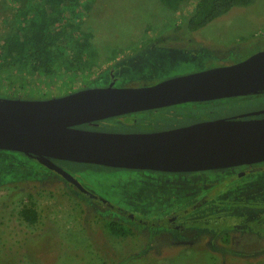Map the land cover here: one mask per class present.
Segmentation results:
<instances>
[{
    "label": "rangeland",
    "instance_id": "rangeland-1",
    "mask_svg": "<svg viewBox=\"0 0 264 264\" xmlns=\"http://www.w3.org/2000/svg\"><path fill=\"white\" fill-rule=\"evenodd\" d=\"M198 1L189 0L179 10L171 11L160 0H93L91 9L76 14L74 22L92 31L99 45L143 44L157 38L177 39L175 43L186 38L181 33L184 29L190 32L188 20ZM26 3L0 0V42L15 30L17 14ZM181 24H186L185 28L177 30ZM201 33L204 40L220 48L238 45L243 52L231 48L223 56L224 51L214 53L205 45L207 42H201L195 52L174 48L169 56L145 49L143 57H131L126 76L138 83L162 80L202 71L211 62L218 63L220 55L233 62L248 58L258 48L264 49V0L233 9ZM253 41L261 45L249 49L246 45ZM104 61V57L98 59L100 65ZM12 74L15 84L2 82ZM60 74L53 84L50 78L27 72L0 73V97L43 100L63 96L76 85L74 78L67 79L70 73ZM260 108H264V96L233 98L185 107L188 114L158 112L143 124L159 127L189 122L202 114L232 117ZM64 166L92 192L119 207L128 206L143 219L179 214L178 224L184 226L185 239L180 237L183 233L172 232L179 240L175 243L169 230L149 236L145 231L149 222L139 224L143 228L137 227L128 236L114 235L109 228L114 219L109 205L91 204L72 186L50 175L38 160L17 151L0 150V264H264V166L247 177H233V189L222 184L212 191L158 189L147 185L145 176L133 170L71 161ZM30 201L40 213V221L34 225L21 216L24 204ZM113 211L116 213L115 208Z\"/></svg>",
    "mask_w": 264,
    "mask_h": 264
},
{
    "label": "water",
    "instance_id": "water-1",
    "mask_svg": "<svg viewBox=\"0 0 264 264\" xmlns=\"http://www.w3.org/2000/svg\"><path fill=\"white\" fill-rule=\"evenodd\" d=\"M264 90V51L234 65L148 88L89 89L52 99L0 97V150L37 156L83 188L50 157L116 168L199 171L264 162V120L219 119L171 131L119 134L78 125L125 112Z\"/></svg>",
    "mask_w": 264,
    "mask_h": 264
},
{
    "label": "flooded vegetation",
    "instance_id": "flooded-vegetation-1",
    "mask_svg": "<svg viewBox=\"0 0 264 264\" xmlns=\"http://www.w3.org/2000/svg\"><path fill=\"white\" fill-rule=\"evenodd\" d=\"M186 24H181V29L176 28L177 30H183L185 28ZM176 26V25H175ZM188 29L190 32L187 34L184 32H181L186 38L180 39V41H175L173 43V38L169 39H162L157 38L156 40L146 41L143 44H134V43H128L126 44H115V45H99L97 44V41L94 39L92 40L94 50H92L93 53L90 54V59L92 60L94 64V68L90 71L85 72L82 76L74 77L76 85L75 89L67 91L65 95H68L70 93H75L78 91H84L89 89H131V88H148L155 85H158L162 82H165L167 80L182 77L186 75H191L195 73H200L203 71H207L213 68L217 67H224L229 65H234L236 63H239L241 61H244L251 56L264 51L262 48H258L256 52H254L252 55L248 56V58H245L244 60L239 61H231L233 59L223 58L224 54L229 51L231 48H234L236 52L241 53V49H237L238 45L228 46L224 48H220V46L216 43H213L211 41L204 40L203 33H201L202 29L199 30H192L189 28V24H187ZM203 36V37H202ZM184 40H188L185 42ZM195 42L198 45H195ZM201 42L205 43V45L212 48L214 50V53H219L224 51L223 56H221V59L219 58L218 63L216 61L211 62L210 66L204 70H197L193 72H188L184 74H179L176 76H167L164 77L162 80H155V81H142L140 83L136 82L134 79L129 78L126 76V68L130 65V60L132 58H140L143 57L142 55L145 53V49H151L152 51H160L166 56H169L171 52L176 48L175 51L184 52L183 49L187 48L189 49V52H195L198 51L197 49L201 48ZM212 44H211V43ZM257 41L251 42V44H248L246 46H249L248 48L251 49L254 46H258ZM261 45V44H259ZM260 47V46H259ZM191 48H194L192 51ZM247 51V50H246ZM104 52V53H102ZM103 57L105 58V61L100 65L98 62L99 60H103ZM132 57V58H131ZM222 61V62H221ZM75 76V73L72 74V77ZM79 82L77 81V79ZM63 95V96H65ZM61 96V95H60ZM255 96H264V90L255 91L246 95H240V96H233V97H227V98H221V99H214V100H208V101H201V100H193V101H185L181 103L171 104L164 107H157V108H150L145 110H138V111H131V112H125L122 114L112 115L108 117H104L98 120H93L88 123H84L81 125L76 126L75 128L82 129V130H88V131H96V132H105V133H119V134H141V133H155V132H164V131H171L176 130L180 128L190 127L193 125H197L204 122H211L219 119H225L230 121H252V120H264V108L260 109H254L249 112H242L238 113L232 117H217V116H209L202 114L201 116L193 117L191 121L187 122H181L176 123L173 125H159V127H152L151 124H143V121H146V118L152 119L157 115L158 112L162 111H169V110H175L178 113H184L187 111L185 110V107L191 106V105H200V106H206V105H212L216 104L217 102L221 101H227L232 100L233 98H253ZM59 97V96H58ZM188 114V113H187ZM147 122V121H146ZM30 158H33L35 160H38L40 164L49 172L50 175H54L70 186L74 190H76L80 195L87 198L93 203H100L102 206L109 205L111 209H108L109 213H112L114 215V219L112 222L119 223L121 225H126L130 227L133 230V233L136 232L137 227L143 228L139 224H146L149 222V228H146L149 233V236L156 235L158 231H161L162 233H165L166 231H170L173 237V240L175 243H179V240H176V235L173 234L174 232L177 233V231L183 233L180 235L182 239H185V234L183 232L184 226L182 224H178V221L182 216L179 214H170L169 216H164L162 218H158L157 220H153L151 218L149 219H143L141 216L137 215L136 213H132V211L127 207H119L116 204L110 203L108 200L103 199L96 193L92 192L85 184L80 181L79 178H77L73 173H70L73 177H75L81 186L83 188L77 186L75 183L69 181L64 175L56 171L55 169L49 168L45 163H42L37 156H29ZM46 162H54L55 164L62 167L65 171H67L66 167L64 166V163L67 162L66 160H60L55 158L46 157L44 158ZM73 163H80V162H74ZM81 164V163H80ZM82 164H91V165H97L100 167L108 168V169H127V170H133L140 173L141 176H145L144 182L149 186H157L158 189H172V190H187V191H201V190H217L221 188V185L224 184L227 186V189H233L236 185V182L233 177H247L250 173L254 172H260L263 170L264 162L260 163H254V164H245V165H239V166H232L227 167L224 169H207V170H199V171H158V170H149V169H129V168H116V167H110L106 165H100V164H92V163H82ZM68 172V171H67ZM69 173V172H68ZM164 175H168L169 177L164 178ZM224 177H227L226 179ZM225 179V180H224ZM254 181V180H253ZM252 185H255V183L250 180ZM115 208L116 213H114L113 209ZM116 214V215H115ZM156 222V223H155ZM158 227V229H154L153 226ZM136 230V231H135ZM173 232V233H172ZM184 236V237H183ZM124 237V236H121Z\"/></svg>",
    "mask_w": 264,
    "mask_h": 264
},
{
    "label": "trees",
    "instance_id": "trees-1",
    "mask_svg": "<svg viewBox=\"0 0 264 264\" xmlns=\"http://www.w3.org/2000/svg\"><path fill=\"white\" fill-rule=\"evenodd\" d=\"M16 17V28L0 42V73L16 71L40 75L55 81L60 73L71 78L82 76L94 68L90 54L94 50V34L74 22L75 15L88 12L93 0H26ZM171 11L189 0H160ZM256 0H199L188 24L192 30L207 27L235 8L248 7ZM74 18V19H73ZM72 73L75 76L72 77ZM2 77V76H1ZM11 76L2 79L16 83ZM75 79V78H74ZM18 82V81H17ZM21 99V97L8 96ZM45 100V99H43ZM29 224L40 221L36 204L30 201L21 210ZM109 228L114 235L128 236L133 230L116 222Z\"/></svg>",
    "mask_w": 264,
    "mask_h": 264
}]
</instances>
